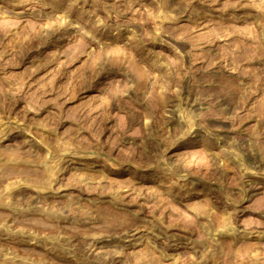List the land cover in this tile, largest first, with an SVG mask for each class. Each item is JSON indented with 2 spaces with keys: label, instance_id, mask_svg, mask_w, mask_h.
<instances>
[{
  "label": "rangeland",
  "instance_id": "rangeland-1",
  "mask_svg": "<svg viewBox=\"0 0 264 264\" xmlns=\"http://www.w3.org/2000/svg\"><path fill=\"white\" fill-rule=\"evenodd\" d=\"M0 264H264V0H0Z\"/></svg>",
  "mask_w": 264,
  "mask_h": 264
}]
</instances>
